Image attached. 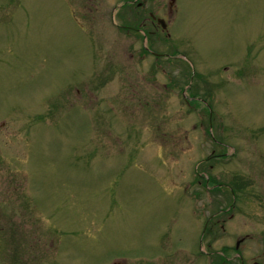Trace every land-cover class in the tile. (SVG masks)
Instances as JSON below:
<instances>
[{
  "label": "rangeland",
  "instance_id": "374dc122",
  "mask_svg": "<svg viewBox=\"0 0 264 264\" xmlns=\"http://www.w3.org/2000/svg\"><path fill=\"white\" fill-rule=\"evenodd\" d=\"M130 1L0 0V264L264 244V0Z\"/></svg>",
  "mask_w": 264,
  "mask_h": 264
},
{
  "label": "flooded vegetation",
  "instance_id": "af4514ba",
  "mask_svg": "<svg viewBox=\"0 0 264 264\" xmlns=\"http://www.w3.org/2000/svg\"><path fill=\"white\" fill-rule=\"evenodd\" d=\"M173 3L174 1L169 0L167 1V5H166V9H165V14L164 12L158 10V12L153 11L154 8L149 7L148 6V1L147 0H131L130 1V6H133L134 8V12H136L135 14V20H136V24L132 25L130 28L136 31H141V28H145V27H150V26H154L155 29H157L156 24L158 25V27L160 28V23H159V19L162 20V22L165 24L167 23L166 20V16H169L170 13L172 12V8H173ZM158 7L160 6H164L161 4H157ZM142 12L141 15H139L140 11ZM165 16V17H164ZM129 27V25H125V27ZM161 30V29H160ZM162 31V30H161ZM235 198L233 197V202H234ZM205 227V225H204ZM204 227L201 228V237L203 236V232H204ZM248 238V234L244 233L241 237L238 238V236L235 237L234 243L233 245L227 246V248H225V252H230L229 255H222L221 258H225L227 259L228 263L230 264H264V244H256V246L250 247L248 246V250H246L248 253L251 252V249H253V256L250 257L249 260H245L244 256L242 254H240L241 249H243V244L244 242L247 240ZM264 241V237L261 238V242ZM204 251H202L201 253L204 252V254L208 255V258L210 259L211 264H219L222 263V260H219V257H215L214 255H211L214 251L211 250H207L209 249V246H205L204 247ZM216 251V250H215ZM201 256V255H200ZM257 258L256 260H251L252 258ZM217 258V259H216ZM198 262H200L202 264V258H198ZM218 260L220 262H218ZM230 261V262H229ZM112 264H122L118 261H112Z\"/></svg>",
  "mask_w": 264,
  "mask_h": 264
},
{
  "label": "water",
  "instance_id": "95a60500",
  "mask_svg": "<svg viewBox=\"0 0 264 264\" xmlns=\"http://www.w3.org/2000/svg\"><path fill=\"white\" fill-rule=\"evenodd\" d=\"M163 26V25H162Z\"/></svg>",
  "mask_w": 264,
  "mask_h": 264
}]
</instances>
